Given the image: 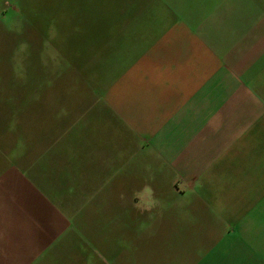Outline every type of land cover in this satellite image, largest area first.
<instances>
[{"label": "crops", "instance_id": "0c3cea01", "mask_svg": "<svg viewBox=\"0 0 264 264\" xmlns=\"http://www.w3.org/2000/svg\"><path fill=\"white\" fill-rule=\"evenodd\" d=\"M91 1L107 89L0 141V264H264V0Z\"/></svg>", "mask_w": 264, "mask_h": 264}, {"label": "rangeland", "instance_id": "374dc122", "mask_svg": "<svg viewBox=\"0 0 264 264\" xmlns=\"http://www.w3.org/2000/svg\"><path fill=\"white\" fill-rule=\"evenodd\" d=\"M106 6L91 0H0L4 149L17 137V127L32 131L62 108L69 109L70 121L101 99L92 91L107 89V34L93 27L107 19L91 15Z\"/></svg>", "mask_w": 264, "mask_h": 264}]
</instances>
